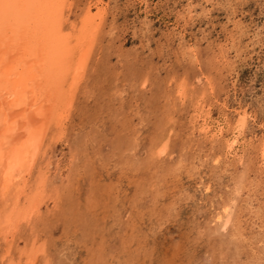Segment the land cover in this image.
<instances>
[{"label": "rangeland", "instance_id": "obj_1", "mask_svg": "<svg viewBox=\"0 0 264 264\" xmlns=\"http://www.w3.org/2000/svg\"><path fill=\"white\" fill-rule=\"evenodd\" d=\"M94 2L96 3V0H75L73 11L70 12V17L73 18L74 14L80 13V9L88 5V3L93 4L92 8L94 10ZM102 2L105 9L104 18L106 19L103 25V35L100 44L101 49L99 48V52H96L98 56L100 55V61L95 67L97 69L93 71L90 84L87 82L83 84L82 88L85 84L88 85L83 89L82 92L84 93H78V98L74 102V104H76L73 106L74 109H71L67 119L64 120V129L61 133L62 137H57L56 140L54 139L52 141V146H50L51 149L44 154L43 159H40L39 162L43 171L46 170L45 186H47V188L45 192L46 195L41 200L40 210L38 212L41 217L38 218L37 215L33 216L34 221H36V219L38 220V223L36 222L37 224L34 225L36 227L34 228L36 233H34L35 238H39L38 240L43 242L44 247H46L43 253H39V251L36 253L35 259L37 258L38 261L34 259L33 264H264V257L261 259V263H258L255 259L253 262L252 259L250 260V258H253L255 255L249 252L245 243L238 242L237 244V241L235 242V240L225 235L223 236L224 238H221L222 235L217 234L214 231V227L211 231V226L207 223V219L211 215L213 207L221 203L225 197L234 196L232 190L235 188L241 187L238 199L240 202L245 200L247 196L258 194V191L262 193L260 197L264 196V175H260V169L258 168V170L256 168L257 164L252 158L254 157V151L248 148L250 144L256 147L259 138H263L262 135H264V0H102ZM219 43L224 44L227 50L230 48V52L228 51L227 56L231 54L229 57V64H231V66L229 64H220L216 56H214L216 61H213V63L209 60L213 55L212 53L216 52L214 50ZM119 45H122L121 49L119 48L122 50L121 53H119L117 49ZM190 50L193 52L197 50L195 58L190 55ZM232 54L235 55L233 56ZM189 55L192 58L189 57ZM118 56L122 61H118ZM231 59H233V61ZM184 63L187 64L185 65ZM211 64H213V66ZM124 65H126V67ZM105 67L107 69H104ZM207 67L211 68V71H209L210 69ZM126 70H129L128 73L125 72ZM123 72L125 74H123ZM117 73L119 74L115 77L114 75ZM206 74L208 80L205 78L204 81L200 80L199 83L196 77H203ZM132 75L136 77L134 78ZM103 76L106 77V80ZM141 76L146 78L145 86L140 84V82L144 81V78ZM193 77L195 78L193 79ZM213 77L215 78L213 79ZM127 79L130 80L129 82L132 87ZM180 80H184L186 84L187 98L189 97L190 100L191 98L193 99L191 100L192 102L190 101L191 106L189 102H187L189 98L184 102L186 104L177 102L174 99L175 96L173 95V91L176 90ZM217 81L219 84L216 83ZM195 82L198 83L195 84ZM208 82L211 83V85H208ZM212 83H214V88L211 89L212 91H210V93L208 86L211 87ZM96 84L99 87H97ZM92 85L95 86L93 87ZM164 85H166L165 88ZM105 86L107 87L105 88ZM136 88H138V90ZM166 88L168 90H165ZM119 90H121V93L118 92ZM122 90L126 91V93ZM196 90H198V92ZM136 92L137 94H135ZM150 92H152V94ZM189 93L193 94V96ZM103 94H106V96ZM199 94L203 95L202 98L198 99L197 96L199 97ZM195 97L196 100L198 99L197 102L201 101L204 110L209 106L212 119L218 117L220 113L219 107L222 103L228 106L226 112H228L229 117L231 116L230 118L232 119L230 120L236 117L235 111L237 110H244L247 112V118L245 120L246 126L243 127L242 134L245 138L242 136L240 137L241 142L239 141L240 148L238 150V153L242 156V160L238 162L233 159L222 161L223 164L225 163V165H227L223 173L221 166L211 162L213 151L209 150L211 147H214L215 150H219L220 152L222 150L220 142L213 140L211 144L215 141H217V143L215 142L211 145L210 142L202 140L201 137L199 138L196 133L190 136L187 132L186 125L188 122H184L183 117L187 114V116L191 114L190 112H192L193 109L192 104L193 106L194 103L196 105V102L193 103ZM130 99L132 101H129ZM105 101L107 104H105ZM121 101L123 102L122 104ZM208 102H213L214 104H208ZM142 103L145 104L143 105ZM156 109H159L158 113ZM133 112L136 115L132 114ZM153 113L155 114L153 115ZM89 115H92L91 119ZM96 118L99 119L97 120ZM125 119L128 121L125 122ZM89 121L90 123H88ZM134 123L136 127L133 129ZM163 124L164 126L162 127ZM127 127H130L131 130H127ZM178 127L184 128L179 129ZM163 129L170 130L172 135L170 136L171 140L168 149L166 153L163 154L162 158L154 156L153 150L149 147L151 143H149V139L150 141L155 140V137L158 136ZM117 131L120 132V134H118ZM132 131L137 134L134 132L131 133ZM133 134L135 135L134 137L132 136ZM99 139L101 141H99ZM135 141L137 145L134 144ZM145 142H147V144ZM76 143L80 144L77 145ZM129 144L132 145L128 147ZM198 144L200 147L197 146ZM71 145L73 148H78L79 152L75 151L77 149H71ZM198 152L200 153L198 154ZM176 154L179 155V157ZM72 155L75 157L73 158ZM193 159L194 161H191ZM71 160L72 162H70ZM252 161H254L256 165H254ZM169 162L173 164L171 165ZM81 163H83V165ZM193 163L196 166H194ZM155 164H159L157 166L158 168H156ZM170 166L171 168L174 167V172L173 169L170 171ZM65 177H67V180ZM162 177L164 180H161ZM51 179L54 180L50 181ZM68 180L70 182H68ZM193 180L197 183H193ZM64 181H66V185L62 183ZM59 182L61 183L59 184ZM179 182L182 185H178L180 184ZM137 183L138 185L136 186ZM62 184L64 188H62ZM244 184L250 188L247 189L250 191L246 192V188L243 187ZM207 185L209 188L206 193H204L203 188ZM52 187H54L55 190ZM48 190L49 192H47ZM226 190L230 191L229 195H226ZM59 199L62 204L59 202ZM102 199L104 201L107 200L106 204L101 205L103 204ZM207 199L212 202L211 207L206 204L210 203ZM64 200L66 201L65 203ZM94 201L95 203L93 204ZM260 201H262V199H260ZM82 205L85 206L83 207ZM253 205L255 206V204ZM101 206L104 208H102L103 210ZM242 208L243 206L240 207V210H242ZM156 209L157 211H155ZM81 210H83V212ZM240 210L236 211V213H239ZM174 211L175 213H173ZM261 212L264 213L262 210ZM49 214L50 216H48ZM251 214H257L255 218L261 215L257 210L255 213ZM251 214H246L245 217L249 218V216H253ZM243 216L241 219L244 218ZM256 220L258 221V219ZM246 222H248V219ZM259 222L260 221H258V223ZM19 228L14 234H9L7 237L10 243L12 242L11 246L13 252L23 247L28 249L29 244H26V241H30L29 238L33 237L30 231L26 230L29 227L24 229L21 223ZM128 229L130 232H128ZM2 234L3 233H0L2 236H0V246H3L0 248V253L4 251L3 247H5V241L7 240L5 234ZM222 242L225 244H222ZM15 245H17V247ZM187 249H189V253ZM59 251L62 253H59ZM191 251L197 252V256ZM198 251L202 252L201 255ZM203 251L205 252L203 253ZM190 252L192 255H190ZM205 253L207 254L205 255ZM184 254H187L189 259H187ZM130 255L131 257H129ZM198 255L201 256V258H198ZM191 257L193 259H190ZM218 257L220 259H218ZM47 258L49 259L48 261Z\"/></svg>", "mask_w": 264, "mask_h": 264}, {"label": "bare ground", "instance_id": "obj_2", "mask_svg": "<svg viewBox=\"0 0 264 264\" xmlns=\"http://www.w3.org/2000/svg\"><path fill=\"white\" fill-rule=\"evenodd\" d=\"M91 3V2H90ZM88 3L82 9L80 13L74 14V17H70V12L73 11V5L75 0H0V233L5 234V238L9 234H14L20 224H23V228L29 230L33 237H30V241H26L29 244L28 249L26 247L19 248L13 252L12 242L7 239L5 241L4 251L0 253V264H33L36 253H43L45 247L43 242L35 238V230L38 220L34 221V215L38 218L40 210V203L43 197L46 195V174L43 168L39 165L40 159H43L44 154L47 153L52 141L61 136L64 129V120L67 119L74 102L78 98V93L82 92L88 84L82 88L84 83L91 82L93 71L100 61L99 52L101 39L103 35V25L106 18L105 9L102 0H96L95 9L93 10V4ZM190 6V5H188ZM192 7V6H190ZM105 33V32H104ZM231 44V43H230ZM122 45L118 46L119 53H121ZM117 47V46H116ZM120 48V49H119ZM230 49V48H229ZM224 44L219 43L216 45V52L212 53L210 61H216L214 56L217 57L222 65L230 63V55ZM188 51V50H187ZM230 52V51H229ZM118 53V54H119ZM191 56L196 57L197 50L194 52L190 50ZM189 55V57H191ZM201 55V54H200ZM233 55V54H232ZM235 55V54H234ZM233 55V56H234ZM119 57V56H118ZM123 57V56H122ZM125 57V56H124ZM206 57V56H205ZM192 58V57H191ZM103 60V59H102ZM121 60L120 57L118 61ZM208 60V57H207ZM233 61V59H231ZM122 61V60H121ZM131 61V60H130ZM209 61V63H210ZM146 62V61H145ZM104 63V61H103ZM125 63V62H124ZM128 63V62H127ZM218 63V62H217ZM185 65L187 63H184ZM205 64V62H204ZM203 64V65H204ZM207 64V63H206ZM183 65V66H185ZM202 66V64L200 63ZM213 66V64H211ZM210 65V67H211ZM214 65L216 66L215 62ZM231 66V64H229ZM126 67V65H124ZM130 66V65H129ZM128 66V67H129ZM188 66V65H187ZM186 66V67H187ZM191 66V65H190ZM209 66V65H208ZM124 67V69H125ZM175 67V66H174ZM179 67V66H178ZM189 67V66H188ZM197 67V66H196ZM205 67V66H204ZM222 67V66H221ZM220 67V68H221ZM229 67V66H228ZM136 68V67H134ZM208 68V67H207ZM214 68V67H213ZM104 69H107L106 67ZM123 69V70H124ZM132 69V68H129ZM190 69V68H189ZM197 69V68H196ZM203 69V68H202ZM206 69V68H205ZM209 71H211V68ZM207 69V70H208ZM214 69H217L216 67ZM121 70V69H120ZM181 70V69H180ZM219 70V68H218ZM223 70V69H222ZM107 71V70H106ZM129 71V70H128ZM126 70L125 72L128 73ZM133 71V70H131ZM135 71V70H134ZM160 71V70H159ZM230 71V70H229ZM109 72V70H108ZM118 72V71H117ZM219 72V71H218ZM96 73V71H95ZM191 73V72H190ZM208 73V72H207ZM210 73V72H209ZM229 73V72H227ZM103 74V72H102ZM119 73L114 76L117 77ZM123 74H125L123 72ZM156 74V73H155ZM217 74V73H216ZM224 74V73H223ZM109 75V74H108ZM136 75V74H135ZM152 75V72H151ZM212 75V74H211ZM218 75V74H217ZM98 76V75H97ZM100 76V75H99ZM106 76V74H105ZM103 76V77H105ZM113 76V78H114ZM133 76V75H132ZM137 76V75H136ZM135 76V77H136ZM140 76V75H139ZM145 76V75H144ZM158 76V75H157ZM216 76V75H215ZM122 77V76H121ZM134 77V76H133ZM134 77V78H135ZM143 77V76H141ZM146 77V76H145ZM182 77V76H181ZM180 77V78H181ZM219 77V75H218ZM224 77V76H221ZM120 78V77H119ZM124 78V77H122ZM126 78V77H125ZM128 78V77H127ZM144 78V77H143ZM195 77H193L194 79ZM199 80H208L207 74L203 77H196ZM215 77H213L214 79ZM99 79V78H98ZM121 79V78H120ZM158 79V78H157ZM171 79V78H170ZM226 79V78H225ZM106 80V77H105ZM116 80V79H115ZM114 80V81H115ZM118 80V78H117ZM122 80V79H121ZM128 80V79H127ZM140 82L145 86L146 78ZM172 80V79H171ZM212 80V79H211ZM217 80V79H216ZM89 81V82H88ZM96 81V80H95ZM111 81V80H110ZM124 81V80H123ZM130 80H128L129 82ZM135 81V79H134ZM133 81V82H134ZM158 81V80H157ZM98 82V81H97ZM112 82V81H111ZM122 82V81H121ZM120 82V84H121ZM125 82V83H128ZM167 82V81H166ZM96 83V82H95ZM130 83V82H129ZM128 83V84H129ZM136 83V82H135ZM134 83V84H135ZM198 82H195V84ZM206 83V82H204ZM209 83V82H208ZM218 83V81L216 82ZM117 84V82H116ZM124 84V83H123ZM127 84V85H128ZM139 84V85H140ZM219 84V83H218ZM216 84V85H218ZM118 85V84H117ZM137 85V84H136ZM135 85V86H136ZM151 85V84H150ZM155 85V84H154ZM207 85V84H206ZM208 85H211L209 83ZM207 85V86H208ZM208 86L209 92L214 88ZM93 86V85H92ZM95 86V85H94ZM93 86V87H94ZM97 87H99L96 84ZM113 86V85H112ZM119 86V85H118ZM131 86V83H130ZM129 86V87H130ZM153 86V85H152ZM166 85H164L165 88ZM203 86V85H202ZM206 86V88H207ZM107 86H105L106 88ZM114 87V86H113ZM132 87V86H131ZM161 87V86H160ZM159 87V88H160ZM218 87V86H217ZM112 88V87H111ZM125 88V87H124ZM127 88V87H126ZM139 88V87H138ZM138 88H136L138 90ZM156 88V87H152ZM163 88V87H162ZM203 88V87H202ZM82 89V90H81ZM88 89V88H87ZM90 89V88H89ZM123 89V88H121ZM128 89V88H127ZM144 89V88H143ZM149 89V88H148ZM196 89V88H194ZM198 89V88H197ZM201 89V88H200ZM105 90V89H104ZM165 90H168L167 88ZM89 91V90H88ZM112 91V90H111ZM119 90L118 92H120ZM123 91V90H122ZM130 91V89H129ZM132 91V90H131ZM135 91V90H134ZM145 91V90H144ZM156 91V90H155ZM158 91V89H157ZM160 91V90H159ZM198 92V90H196ZM105 92V91H103ZM126 93V91H123ZM133 92V91H132ZM153 92V91H152ZM152 92H150L152 94ZM174 92V99L177 102L186 101L187 89L184 80H180L177 84ZM191 92V91H190ZM205 92V91H204ZM216 92V90H215ZM84 93V92H82ZM121 93V92H120ZM119 93V96H120ZM162 93V92H161ZM171 93V92H170ZM195 93V91H194ZM211 93V92H210ZM217 93V92H216ZM81 94V93H80ZM111 94V93H110ZM131 94V92H130ZM137 94V92L135 93ZM143 94V92H142ZM164 94V93H163ZM168 94V93H167ZM191 94V93H189ZM204 94V93H203ZM203 94H199L202 98ZM85 95V94H84ZM99 95V94H98ZM104 95V94H103ZM127 95V94H126ZM139 95V93H138ZM150 95V94H149ZM156 95V94H154ZM165 95V94H164ZM193 96V94H191ZM196 95V94H195ZM194 95V96H195ZM106 96V94L104 95ZM158 96V95H157ZM160 96V95H159ZM170 96V95H169ZM124 97V96H123ZM133 97V96H132ZM131 97V98H132ZM142 97V96H141ZM147 97V96H146ZM153 97V96H152ZM151 97V98H152ZM173 97V96H172ZM80 98V97H79ZM82 98V97H81ZM100 98V97H99ZM103 98V96H102ZM119 98V97H117ZM130 98V97H129ZM136 98V97H135ZM156 98V97H155ZM206 98V97H205ZM210 98V97H209ZM88 99V98H87ZM109 99V98H108ZM137 99V98H136ZM144 99V98H143ZM147 99V98H146ZM159 99V97H158ZM192 104V112L189 116H182L184 122H188L186 125L187 132L190 136L196 133L202 140L210 142L217 140L220 142L222 150H215L214 147H209L212 152V163L218 164L225 171L227 165L223 164L224 160H235L236 162L242 160V156L238 153L240 148V140L243 134V127H245L246 111H235L236 117L230 120L228 116V106L224 103L219 107L220 113L216 119H212L209 106L204 110L201 105V101L197 102L196 97ZM215 99V98H214ZM160 100V99H159ZM168 100V97H167ZM191 100H193L191 98ZM190 98L187 102L190 104ZM114 101V100H113ZM129 101H132L131 99ZM140 101V100H139ZM169 101V100H168ZM167 101V102H168ZM214 101V100H213ZM216 101V100H215ZM218 101V100H217ZM106 102V101H105ZM112 102V101H111ZM128 102V101H127ZM134 102V101H133ZM142 102V101H141ZM144 102V101H143ZM146 102V101H145ZM148 102V99H147ZM166 102V103H167ZM174 102V101H173ZM192 102V101H191ZM80 103V102H79ZM95 103V102H94ZM99 103V102H98ZM123 102L121 101V104ZM140 103V102H139ZM149 103V102H148ZM154 103V102H153ZM107 104V102L105 103ZM116 104V103H115ZM120 104V106H121ZM129 104V103H128ZM137 104V103H136ZM135 104V105H136ZM143 104V103H142ZM141 104V105H142ZM145 104V103H144ZM143 104V105H144ZM169 104V103H168ZM186 104V103H184ZM208 104H214L208 102ZM82 105V104H81ZM87 105V104H86ZM85 105V106H86ZM96 105V104H95ZM94 105V106H95ZM134 105V106H135ZM147 105V104H146ZM156 105V104H154ZM170 105V104H169ZM180 105V104H179ZM164 106V105H163ZM182 106V105H181ZM185 106V105H183ZM191 106V104H190ZM113 107V106H112ZM118 107V106H117ZM136 107V106H135ZM150 107V106H149ZM168 107V106H167ZM128 108V107H127ZM144 108V107H143ZM154 108V107H153ZM74 109V108H73ZM100 109V108H99ZM117 109V108H116ZM121 109V108H120ZM124 109V108H122ZM129 109V108H128ZM132 109V108H131ZM135 109V108H134ZM138 109V108H137ZM136 109V110H137ZM141 109V108H140ZM155 109V108H154ZM173 109V108H172ZM188 109V108H186ZM106 110V109H105ZM157 110V109H156ZM159 110V109H158ZM157 110V113H158ZM163 110V109H162ZM171 110V109H170ZM181 110V109H180ZM183 110V109H182ZM92 111V110H91ZM94 111V109H93ZM122 111V110H121ZM120 111V112H121ZM128 111V110H127ZM97 112V110H96ZM104 112V111H103ZM126 112V111H125ZM124 112V115H125ZM141 112V111H140ZM152 112V111H150ZM185 112V111H184ZM80 113V112H79ZM84 113V112H83ZM94 113V112H93ZM123 113V112H122ZM121 113V114H122ZM131 113V112H130ZM148 113V112H147ZM76 114V112H75ZM86 114V113H85ZM90 114V113H89ZM96 114V113H95ZM109 114V113H108ZM115 114V113H114ZM134 114V112L132 113ZM138 114V113H137ZM143 114V111H142ZM155 113H153L154 115ZM167 114V113H166ZM169 114V113H168ZM183 114V113H182ZM82 115V114H81ZM93 115V114H92ZM89 115L90 119L91 116ZM130 115V114H129ZM128 115V116H129ZM136 115V114H134ZM146 115V114H145ZM148 115V114H147ZM160 115V113H159ZM185 115V114H184ZM84 116V115H82ZM95 116V115H94ZM93 116V117H94ZM99 116V115H98ZM119 116V115H118ZM122 116V115H121ZM138 116V115H137ZM144 116V115H143ZM158 116V115H157ZM131 117V116H130ZM140 117V116H139ZM146 117V116H144ZM150 117V116H149ZM215 117V116H214ZM124 118V117H123ZM129 118V117H128ZM78 119V118H76ZM97 120L99 118H96ZM139 119V118H138ZM149 119V118H148ZM169 119V117H168ZM112 120V119H111ZM121 120V119H120ZM126 120V119H125ZM142 120V119H140ZM171 120V119H170ZM83 121V120H82ZM85 121V120H84ZM103 121V120H102ZM105 121V120H104ZM107 121V120H106ZM126 120L125 122H127ZM144 121V120H143ZM169 121V120H168ZM167 121V122H168ZM183 121V120H182ZM120 122V121H119ZM133 122V121H132ZM90 123V121L88 122ZM169 123V122H168ZM171 123V122H170ZM173 123V122H172ZM135 124V123H134ZM141 124V123H140ZM165 124V123H164ZM162 125V127L164 126ZM81 125V124H80ZM86 125V122H85ZM98 125V124H97ZM125 125V124H124ZM131 125V124H130ZM143 125V124H142ZM170 125V124H169ZM168 125V126H169ZM173 125V124H172ZM178 125V124H177ZM182 125V123H181ZM99 126V125H98ZM101 126V125H100ZM112 126V125H111ZM120 126V125H119ZM128 126V125H127ZM184 126V125H183ZM102 127V126H101ZM136 127L134 125L133 129ZM171 127V126H170ZM83 128V127H82ZM123 128V127H122ZM125 128V127H124ZM127 130H131L127 127ZM168 128V127H167ZM177 128V127H176ZM179 128V127H178ZM184 128V127H180ZM179 128V129H180ZM88 129V128H86ZM84 129V130H86ZM113 129V128H112ZM126 129V128H125ZM71 130V129H70ZM79 130V129H78ZM123 130V129H122ZM148 130V129H147ZM150 130V129H149ZM93 131V130H92ZM119 131V130H118ZM117 131V132H118ZM124 131V130H123ZM135 131V130H134ZM132 131L131 133H133ZM137 131V130H136ZM168 131V132H167ZM70 132V131H69ZM68 132V133H69ZM81 132V131H79ZM85 132V131H84ZM100 132V131H99ZM103 132V131H102ZM66 133V132H65ZM67 133V134H68ZM74 133V132H73ZM78 133V132H76ZM75 133V134H76ZM86 133V132H85ZM93 133V132H92ZM116 133V132H114ZM127 133V132H126ZM136 133V132H134ZM139 133V132H138ZM148 133V131H147ZM186 133V132H185ZM187 133V134H188ZM64 134V133H63ZM98 134V131H97ZM120 134V132H118ZM137 134V133H136ZM144 134V133H143ZM254 134V133H253ZM99 135V134H98ZM113 135V134H112ZM145 135V134H144ZM148 135V134H147ZM171 131L163 129L155 140L150 141L149 147L153 150V154L156 157H162L168 149L170 143ZM180 135V134H179ZM66 136V135H65ZM64 136V137H65ZM76 136V135H75ZM104 136V135H102ZM130 136V133H129ZM135 136L134 134L132 135ZM140 136V135H139ZM146 136V135H145ZM263 138H259L256 147L251 144L248 147L249 150L254 151L253 160L257 164V169H260V175H264V135ZM62 137V136H61ZM99 137V136H98ZM112 137V136H111ZM123 137V136H122ZM150 137V136H149ZM243 137V136H242ZM70 138V137H67ZM100 138V137H99ZM130 138V137H128ZM132 138V137H131ZM144 138V137H143ZM172 138V137H171ZM198 138V137H196ZM245 138V137H243ZM61 139V138H60ZM103 139V138H102ZM110 139V138H109ZM114 139V138H113ZM121 139V138H120ZM145 139V138H144ZM143 139V140H144ZM148 139V138H147ZM182 139V138H181ZM73 140V139H72ZM87 140V139H86ZM123 140V139H122ZM127 140V139H126ZM132 140V139H131ZM130 140V142H131ZM184 140V139H182ZM195 140V139H194ZM68 141V139H67ZM99 141H101L99 139ZM124 141V140H123ZM138 141V139H137ZM217 141H215L217 143ZM240 141V142H239ZM110 142V141H109ZM108 142V144H109ZM127 142V141H125ZM133 142V141H132ZM141 142V141H140ZM191 142V141H190ZM214 142V143H215ZM218 142V143H219ZM65 143V142H64ZM99 143V142H98ZM102 143V142H101ZM114 143V142H113ZM143 143V142H142ZM147 144V142H145ZM173 143V142H172ZM171 143V145H172ZM196 143V142H195ZM213 143V144H214ZM54 144V143H53ZM63 144V143H62ZM67 144V143H65ZM70 144V143H69ZM77 144V143H76ZM80 144V143H78ZM77 144V145H78ZM103 144V143H102ZM136 144V141L134 142ZM211 144V145H213ZM58 145V144H57ZM74 145V143H73ZM93 145V143H92ZM114 145V144H111ZM132 145L129 144L128 147ZM137 145V144H136ZM140 145V144H139ZM210 145V146H211ZM247 145V144H246ZM59 146V145H58ZM72 146V145H71ZM144 146V145H143ZM199 146V144L197 145ZM54 147V146H53ZM78 147V146H77ZM89 147V146H88ZM100 147V145H99ZM132 147V146H131ZM171 147V146H170ZM175 147V146H174ZM179 147V145H178ZM200 147V146H199ZM55 148V147H54ZM61 148V147H60ZM93 148V147H92ZM113 148V147H112ZM123 148V147H122ZM125 148V147H124ZM135 148V146H134ZM193 148V147H192ZM70 149V147H69ZM75 151H78V148ZM90 149V148H89ZM96 149V147H95ZM111 149V148H110ZM126 149V148H125ZM124 149V150H125ZM132 149V148H131ZM129 149V150H131ZM171 149V148H170ZM176 149V148H175ZM187 149V148H186ZM127 150V149H126ZM125 150V151H126ZM128 150V151H129ZM178 150V149H177ZM205 150V149H204ZM93 151V150H92ZM121 151V150H120ZM144 151V150H143ZM149 151V150H147ZM171 151V150H169ZM209 151V152H210ZM72 152V151H71ZM89 152V151H88ZM102 152V151H101ZM111 152V150H110ZM113 152V151H112ZM152 152V151H151ZM181 152V151H180ZM62 153V151H61ZM65 153V152H64ZM73 153V152H72ZM76 153V152H74ZM108 153V151H107ZM120 153V152H119ZM132 153V152H131ZM170 153V152H168ZM197 153V152H196ZM200 152H198L199 154ZM206 153V152H205ZM79 154V153H78ZM103 154V152H102ZM112 154V153H111ZM48 155V154H47ZM67 155V154H66ZM70 155V154H69ZM95 155V154H94ZM110 155V154H109ZM122 155V154H121ZM127 155V154H125ZM124 155V156H125ZM177 155V154H176ZM54 156V155H52ZM71 156V155H70ZM69 156V157H70ZM73 158L75 157L72 155ZM81 156V155H80ZM83 156V155H82ZM86 156V155H85ZM100 156V155H99ZM179 157V155H177ZM185 156V155H184ZM194 156V155H193ZM206 156V155H205ZM209 156V155H208ZM110 157V156H109ZM115 157V156H114ZM150 157V156H149ZM166 157V156H165ZM174 157V156H173ZM203 157V156H202ZM87 158V157H86ZM90 158V157H89ZM100 158V157H99ZM127 158V157H124ZM142 158V157H141ZM163 158V157H162ZM176 158V157H175ZM183 158V157H182ZM207 158V157H206ZM49 159V158H48ZM79 159V158H78ZM138 159V158H136ZM145 159V158H144ZM185 159V158H184ZM50 160V159H49ZM57 160V159H56ZM108 160V159H107ZM111 160V159H110ZM150 160V158H149ZM154 160V159H153ZM198 160V159H197ZM196 160V161H197ZM207 160V159H206ZM205 160V161H206ZM248 160V159H247ZM88 161V160H87ZM93 161V160H92ZM96 161V160H95ZM124 161V159H123ZM156 161V159H155ZM182 161V160H181ZM191 161H194L191 160ZM249 161V160H248ZM254 161H252L254 163ZM49 162V161H47ZM56 162V161H55ZM72 162V160L70 161ZM105 162V160H104ZM122 162V161H121ZM134 162V161H133ZM139 162V161H136ZM172 162V161H171ZM184 162V161H183ZM201 162V161H200ZM68 163V162H67ZM80 163V161H79ZM123 163V162H122ZM155 163V162H154ZM168 163V162H167ZM182 163V162H181ZM69 164V163H68ZM71 164V163H70ZM83 165V163H81ZM110 164V163H109ZM115 164V163H113ZM112 164V165H113ZM157 164V163H156ZM155 164V165H156ZM169 164H173L170 163ZM183 164V163H182ZM202 164V163H201ZM209 164V163H208ZM254 163V165H256ZM43 165V164H42ZM54 165V164H53ZM52 165V166H53ZM74 165V163H73ZM99 165V164H98ZM106 165V164H105ZM117 165V164H116ZM115 165V166H116ZM135 165V164H134ZM143 165V164H142ZM153 165V164H152ZM159 165V164H158ZM156 165V168H158ZM163 165V164H162ZM161 165V166H162ZM191 165V164H190ZM194 165V163H193ZM192 165V166H193ZM205 165V164H204ZM210 165V164H209ZM239 165V164H238ZM46 166V165H45ZM101 166V165H100ZM107 166V165H106ZM119 166V165H118ZM177 166V165H175ZM184 166V165H183ZM196 166V165H194ZM65 167V166H64ZM68 167V166H67ZM92 167V166H91ZM103 167V166H102ZM108 167V166H107ZM110 167V165H109ZM126 167V166H125ZM141 167V166H140ZM150 167V166H149ZM167 167V166H165ZM180 167V165H179ZM191 167V166H190ZM199 167V164H198ZM206 167V165H205ZM46 168V167H45ZM128 168V167H127ZM135 168V167H134ZM133 168V169H134ZM174 167L171 168L170 171ZM61 169V168H60ZM67 169V168H66ZM111 169V168H110ZM132 169V168H131ZM136 169V168H135ZM134 169V170H135ZM162 169V168H161ZM160 169V170H161ZM196 169V168H195ZM239 169V168H238ZM258 169V170H259ZM100 170V168H99ZM102 170V169H101ZM112 170V169H111ZM110 170V171H111ZM115 170V169H113ZM119 170V168H118ZM121 170V168H120ZM124 170V168H123ZM127 170V169H126ZM158 170V169H157ZM163 170V169H162ZM177 170V169H176ZM184 170V169H183ZM186 170V169H185ZM191 170V169H190ZM137 171V170H136ZM140 171V169H139ZM148 171V170H147ZM175 170L173 169V172ZM187 171V170H186ZM193 171V170H192ZM48 172V171H47ZM60 172V171H59ZM108 172V171H107ZM121 172V171H120ZM124 172V171H123ZM131 172V171H129ZM128 172V173H129ZM149 172V171H148ZM160 172V171H159ZM172 172V173H173ZM194 172V171H193ZM81 173V172H80ZM104 173V172H103ZM135 173V172H134ZM143 173V172H142ZM147 173V172H146ZM177 173V171H176ZM181 173V172H180ZM186 173V172H185ZM225 173V172H224ZM240 173V172H239ZM246 173V172H245ZM64 174V173H63ZM132 174V173H131ZM145 174V173H144ZM168 174V173H167ZM171 174V173H170ZM183 174V173H182ZM180 174V175H182ZM190 174V173H189ZM188 174V175H189ZM196 174V173H193ZM69 175V174H68ZM121 175V174H120ZM141 175V174H140ZM149 175V174H148ZM157 175V174H156ZM159 175V174H158ZM163 175V174H161ZM221 175V174H220ZM55 176V175H54ZM53 176V177H54ZM58 176V175H57ZM66 176V174H65ZM154 176V174H153ZM164 176V175H163ZM173 176V175H172ZM171 176V177H172ZM196 176V175H194ZM229 176V175H228ZM56 177V176H55ZM63 177V175H62ZM90 177V176H89ZM117 177V176H115ZM127 177V176H126ZM145 177V176H144ZM147 177V176H146ZM149 177V176H148ZM156 177V176H155ZM161 177V176H160ZM176 177V176H175ZM178 177V176H177ZM180 177V176H179ZM187 177V175H186ZM190 177V176H188ZM218 177V176H217ZM230 177V176H229ZM57 178V177H56ZM61 178V176H60ZM67 177H65L66 179ZM81 178V177H80ZM86 178V177H85ZM106 178V177H105ZM114 178V177H113ZM119 178V177H118ZM123 178V177H122ZM130 178V177H129ZM184 178V177H183ZM191 178V177H190ZM201 178V177H199ZM50 179V178H49ZM64 179V180H65ZM77 179V178H75ZM140 179V178H139ZM174 179V178H173ZM189 179V178H187ZM202 179V178H201ZM242 179V178H241ZM247 179V178H246ZM263 179V178H262ZM54 179H51L52 181ZM62 180V179H61ZM60 180V181H61ZM67 180V179H66ZM156 180V178H155ZM158 180V178H157ZM161 180H164L163 177ZM172 180V179H171ZM183 180V179H182ZM190 180V179H189ZM239 180V179H238ZM108 181V180H107ZM188 181V180H187ZM197 181V180H196ZM58 182V181H57ZM66 181L62 182L65 184ZM68 182H70L68 180ZM116 182V181H115ZM120 182V181H119ZM157 182V181H156ZM178 182V181H177ZM49 183V181H48ZM53 183V182H51ZM55 183V182H54ZM61 182H59L60 184ZM92 183V182H91ZM114 183V182H113ZM139 183V182H138ZM136 184V186L138 185ZM171 183V182H170ZM180 183V182H179ZM193 183H197L194 182ZM208 183V182H207ZM110 184V183H109ZM124 184V183H123ZM146 184V183H145ZM148 184V183H147ZM166 184V183H165ZM199 184V183H198ZM58 185V184H57ZM66 185V184H65ZM90 185V184H89ZM122 185V184H121ZM178 185H182L181 183ZM185 185V184H184ZM196 185V184H195ZM206 185V184H203ZM53 186V185H51ZM62 188L63 184L61 185ZM76 186V184H75ZM74 186V187H75ZM110 186V185H109ZM66 187V186H65ZM135 187V185H134ZM147 187V186H146ZM172 187V186H171ZM176 187V186H175ZM201 187V186H200ZM225 187V186H224ZM247 189V185L244 186ZM54 188V187H52ZM112 188V187H111ZM128 188V187H127ZM136 188V187H135ZM139 188V186H138ZM137 188V189H138ZM144 188V187H143ZM203 188V187H202ZM208 185L203 188V192L206 193ZM254 188V187H252ZM51 189V188H50ZM49 189V190H50ZM89 189V188H88ZM125 189V188H124ZM131 189V188H130ZM151 189V187H150ZM182 189V188H181ZM199 189V188H198ZM197 189V190H198ZM227 189V188H226ZM241 187L232 190L234 196H227L221 203L214 206L211 215L207 219L208 225L211 227V231L214 227V231L217 234H221V238L226 237L235 240V242L245 243L249 252L253 253L254 259L261 263V259L264 257V196L258 191V194L249 195L243 201H238L239 191ZM258 189V188H257ZM49 190L47 192H49ZM55 190V188H54ZM169 190V189H168ZM62 191V190H61ZM60 191V192H61ZM65 191V190H64ZM142 191V190H141ZM170 191V190H169ZM194 191V190H193ZM250 190H247L248 192ZM54 192V191H53ZM52 192V193H53ZM70 192V191H69ZM89 192V191H88ZM122 192V190H121ZM120 192V193H121ZM131 192V191H130ZM171 192V191H170ZM202 192V193H203ZM57 193V191H56ZM59 193V191H58ZM64 193V192H62ZM124 193V192H123ZM133 193V192H132ZM130 193V194H132ZM135 193V192H134ZM140 193V191H139ZM138 193V194H139ZM226 195L230 194L229 190H226ZM252 193V191H251ZM146 194V193H145ZM148 194V193H147ZM171 194V193H170ZM61 195V193H60ZM65 195V194H64ZM86 195V193H85ZM149 195V194H148ZM184 195V194H183ZM62 196V195H61ZM60 196V198H61ZM77 196V195H76ZM169 196V195H168ZM54 197V195H53ZM56 197V195H55ZM66 197V196H65ZM85 197V196H83ZM89 197V195H88ZM245 197V196H244ZM59 198V196H58ZM188 198V197H187ZM64 199V198H62ZM104 199V198H103ZM102 199V200H103ZM241 199V198H240ZM244 199V198H243ZM262 199V201H260ZM50 200V199H49ZM58 200V199H57ZM66 200V199H65ZM64 200V203L66 202ZM69 200V199H68ZM78 200V199H76ZM75 200V201H76ZM90 200V199H89ZM161 200V199H160ZM172 200V199H171ZM44 201V200H43ZM42 201V203H43ZM54 201V200H53ZM79 201V200H78ZM83 201V200H82ZM91 201V200H90ZM207 201H209L207 199ZM220 201V200H219ZM58 202V201H55ZM54 202V203H55ZM60 202V199H59ZM86 202V201H85ZM99 202V201H98ZM107 200H103V204H106ZM116 202V200H115ZM169 202V201H168ZM172 202V201H171ZM185 202V201H184ZM200 202V201H199ZM206 203L212 205V202ZM46 203V202H45ZM61 203V202H60ZM95 201L93 202V204ZM177 203V202H176ZM62 204V203H61ZM75 204V203H74ZM79 204V203H78ZM121 204V203H120ZM133 204V203H132ZM255 204V206L253 205ZM51 205V204H50ZM59 205V204H58ZM65 205V204H64ZM86 205V204H85ZM85 205H82L83 207ZM100 205V204H99ZM118 205V204H117ZM157 205V204H156ZM49 206V205H48ZM57 206V205H55ZM60 206V205H59ZM78 206V205H77ZM95 206V205H94ZM109 206V204H108ZM123 206V205H122ZM240 210V207H242ZM254 206V208H253ZM90 207V204H89ZM75 208V206H74ZM77 208V207H76ZM103 207L101 206V209ZM108 208V207H107ZM156 208V207H155ZM158 208V207H157ZM166 208V207H165ZM245 208V209H244ZM53 209V208H52ZM71 209V208H70ZM84 209V208H83ZM104 209V208H103ZM102 209V210H103ZM110 209V207H109ZM202 209V208H201ZM65 210V207H64ZM93 210V209H89ZM100 210V208H99ZM165 210V209H164ZM168 210V209H167ZM236 213V211H239ZM258 211L261 215L255 218ZM44 211V210H43ZM48 211V210H47ZM46 211V212H47ZM50 211V209H49ZM68 211V210H67ZM83 212V210H81ZM97 211V210H96ZM157 211V209L155 210ZM160 211V210H159ZM207 211V210H206ZM75 212V211H74ZM88 212V211H87ZM208 212V211H207ZM42 213V212H41ZM63 213V212H62ZM86 213V212H85ZM91 213V212H90ZM126 213V212H125ZM124 213V214H125ZM166 213V212H165ZM169 213V212H168ZM175 213V211L173 212ZM253 216L245 217L246 214ZM80 214V213H79ZM158 214V213H157ZM146 215V214H145ZM148 215V213H147ZM153 215V214H152ZM209 215V214H207ZM244 215V216H243ZM50 216V214L48 215ZM52 216V215H51ZM100 216V215H99ZM112 216V215H111ZM167 216V215H166ZM242 216L244 217L243 219ZM61 217V216H60ZM63 217V216H62ZM113 217V216H112ZM154 217V216H153ZM159 217V216H158ZM176 217V216H175ZM194 217V216H193ZM207 217V216H206ZM48 218V217H47ZM53 218V217H51ZM173 218V217H172ZM192 218V217H191ZM251 218V219H250ZM55 219V218H54ZM137 219V218H136ZM181 219V218H180ZM248 219V222L246 220ZM260 221L258 223V221ZM45 220V218H44ZM43 220V222H44ZM60 220V219H59ZM103 220V219H102ZM111 220V219H110ZM144 220V219H143ZM155 220V219H154ZM164 220V219H163ZM172 220V219H171ZM52 221V220H51ZM54 221V220H53ZM84 221V220H83ZM82 221V222H83ZM158 221V220H157ZM176 221V220H175ZM37 222V223H36ZM58 222V221H57ZM181 222V221H180ZM204 222V221H203ZM46 223V222H45ZM61 223V222H60ZM68 223V222H67ZM147 223V222H146ZM157 223V222H156ZM173 223V222H171ZM177 223V222H176ZM51 224V223H50ZM53 224V223H52ZM74 224V223H73ZM178 224V223H177ZM183 224V223H182ZM202 224V223H201ZM181 225V223H180ZM186 225V224H185ZM34 226V227H33ZM42 226V225H41ZM62 226V225H61ZM137 226V225H136ZM45 227V226H44ZM64 227V226H63ZM184 227V226H183ZM182 227V228H183ZM40 228V227H38ZM46 228V227H45ZM61 228V227H60ZM107 228V227H106ZM111 228V227H110ZM181 228V227H180ZM186 228V226H185ZM184 228V229H185ZM20 229V228H19ZM48 229V228H47ZM160 229V228H159ZM49 230V229H48ZM73 230V229H72ZM85 230V229H84ZM129 230V229H128ZM157 230V229H156ZM188 230V229H187ZM59 231V229H58ZM61 231V229H60ZM23 232V229H22ZM35 232V233H34ZM42 232V231H41ZM48 232V231H47ZM130 232V230L128 231ZM61 233V232H60ZM2 234V235H3ZM8 234V235H7ZM39 234V233H38ZM73 234V233H72ZM19 235V234H18ZM48 235V234H47ZM63 235V234H62ZM1 236V235H0ZM11 236V235H10ZM44 236V235H43ZM53 236V235H50ZM49 236V237H50ZM66 236V235H65ZM70 236V235H69ZM73 236V235H72ZM71 236V237H72ZM2 237V236H1ZM17 237V236H16ZM27 237V235H26ZM29 237V236H28ZM37 237V236H36ZM42 237V236H41ZM45 237V236H44ZM48 237V238H49ZM203 237V236H202ZM225 237V238H226ZM10 238V237H9ZM224 238V237H223ZM11 239V238H10ZM41 239V238H40ZM53 239V238H52ZM57 239V236H56ZM93 239V238H92ZM3 240V239H2ZM25 240V238H24ZM28 240V239H27ZM62 240V238H61ZM39 241V242H38ZM51 241V240H50ZM58 241V240H57ZM72 241V239H71ZM75 241V240H74ZM101 241V240H99ZM98 241V242H99ZM218 242V241H217ZM23 243V242H22ZM59 243V242H57ZM70 243V242H69ZM219 243V242H218ZM73 244V243H72ZM100 244V243H99ZM122 244V243H121ZM222 244H225L222 242ZM52 245V244H51ZM188 245V244H187ZM231 247L232 244L230 243ZM3 246V245H1ZM0 246V248H1ZM17 247V245H15ZM83 246V245H82ZM88 246V245H87ZM101 246V245H100ZM219 246V245H218ZM234 246V245H233ZM61 247V246H60ZM59 247V248H60ZM240 247V246H239ZM56 248V247H55ZM77 248V247H76ZM184 248V247H183ZM186 248V247H185ZM196 248V247H195ZM198 248V247H197ZM241 248V247H240ZM15 249V248H14ZM209 249V248H208ZM239 249V248H238ZM243 249V248H242ZM188 253H189V249ZM194 250V249H193ZM202 250V248H201ZM246 250V249H245ZM195 251V250H194ZM191 251V252H194ZM197 251V250H196ZM214 251V250H213ZM240 251V250H238ZM263 251V252H260ZM1 252V251H0ZM61 251H59L60 253ZM66 252V251H65ZM190 252V253H191ZM199 252V251H198ZM205 251H203L204 253ZM246 252V251H245ZM54 253V252H53ZM58 253V252H57ZM62 253V252H61ZM67 253V252H66ZM73 253V252H72ZM146 253V252H145ZM195 253V252H194ZM197 253V252H196ZM195 253V254H196ZM202 252H199L201 255ZM259 253V254H258ZM48 254V252H47ZM69 254V253H68ZM118 254V253H117ZM141 254V253H140ZM198 254V253H197ZM196 254V256H197ZM207 253H205L206 255ZM66 255V254H65ZM86 255V254H85ZM90 255V254H88ZM87 255V256H88ZM183 255V254H182ZM186 257L187 254H184ZM192 255V253L190 254ZM262 255V256H261ZM39 256V255H38ZM37 256V257H38ZM44 256V255H43ZM46 256V255H45ZM69 256V255H68ZM195 256V257H196ZM199 256V255H198ZM217 256V255H216ZM237 256V255H236ZM41 257V256H40ZM39 257V258H40ZM49 257V256H48ZM59 257V256H58ZM66 257V256H65ZM71 257V256H70ZM106 257V256H105ZM113 257V256H112ZM131 257V255L129 256ZM128 257V258H129ZM190 257V256H189ZM194 257V260H195ZM208 257V256H207ZM249 257V256H248ZM38 258V259H39ZM51 258V257H49ZM60 258V257H59ZM88 258V257H87ZM95 258V257H94ZM198 258H201L199 256ZM210 258V257H209ZM215 258V257H213ZM97 259V258H96ZM110 259V257H109ZM187 259H189L187 257ZM190 259H193L192 257ZM216 259V258H215ZM218 259H220L218 257ZM246 259V258H245ZM37 260V258L35 259ZM42 260V259H40ZM45 260V259H43ZM49 259L47 258V261ZM217 260V259H216ZM249 260V258H248ZM38 261V260H37ZM192 261V260H191ZM199 261V260H198ZM204 261V260H203ZM218 261V260H217ZM197 262V261H196ZM242 262V261H241ZM247 262V261H246ZM42 263V262H41ZM189 263V262H188ZM193 263V261H192ZM234 263V261H233ZM248 263V262H247ZM49 264V263H48ZM102 264V263H101Z\"/></svg>", "mask_w": 264, "mask_h": 264}]
</instances>
